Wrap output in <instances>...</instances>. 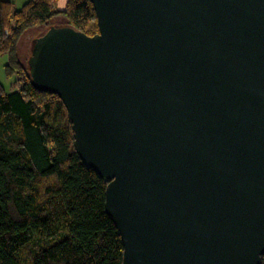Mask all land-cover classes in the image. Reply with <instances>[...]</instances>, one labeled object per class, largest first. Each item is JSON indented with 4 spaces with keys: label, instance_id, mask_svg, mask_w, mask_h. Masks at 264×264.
I'll return each mask as SVG.
<instances>
[{
    "label": "water",
    "instance_id": "1",
    "mask_svg": "<svg viewBox=\"0 0 264 264\" xmlns=\"http://www.w3.org/2000/svg\"><path fill=\"white\" fill-rule=\"evenodd\" d=\"M88 2L97 30L50 24L26 68L106 183L121 264H260L264 0Z\"/></svg>",
    "mask_w": 264,
    "mask_h": 264
},
{
    "label": "trees",
    "instance_id": "2",
    "mask_svg": "<svg viewBox=\"0 0 264 264\" xmlns=\"http://www.w3.org/2000/svg\"><path fill=\"white\" fill-rule=\"evenodd\" d=\"M54 2L15 8L0 0V54L5 74H14L13 89L0 85V264H121V238L104 209L106 183L75 152L60 98L34 88L27 56L24 64L18 58L22 34L54 17L85 31L88 0H65L63 9Z\"/></svg>",
    "mask_w": 264,
    "mask_h": 264
},
{
    "label": "rangeland",
    "instance_id": "3",
    "mask_svg": "<svg viewBox=\"0 0 264 264\" xmlns=\"http://www.w3.org/2000/svg\"><path fill=\"white\" fill-rule=\"evenodd\" d=\"M12 1L15 8H20L23 6L24 3H26L29 0H10ZM65 0H55L54 5L56 9H63ZM82 23H84V29L87 33H93L97 30L96 26V18L92 9V6L90 3H88V6L86 8V11L82 15ZM67 21L63 17H54L51 19V23H61ZM41 29L39 27L29 29L25 31L20 39V41L17 44V51H18V58L22 61L21 63H25V58L29 52V46L30 41L38 32H40ZM7 62V56L2 53L0 54V85L5 91H10L13 89L12 82L14 80V74L13 75H6L4 71L5 63ZM20 83V82H19ZM19 83L15 84V86H18Z\"/></svg>",
    "mask_w": 264,
    "mask_h": 264
},
{
    "label": "bare ground",
    "instance_id": "4",
    "mask_svg": "<svg viewBox=\"0 0 264 264\" xmlns=\"http://www.w3.org/2000/svg\"><path fill=\"white\" fill-rule=\"evenodd\" d=\"M40 29V28H39ZM23 35V34H22ZM34 36V35H33ZM22 37V36H21ZM21 37H20V39H21Z\"/></svg>",
    "mask_w": 264,
    "mask_h": 264
},
{
    "label": "crops",
    "instance_id": "5",
    "mask_svg": "<svg viewBox=\"0 0 264 264\" xmlns=\"http://www.w3.org/2000/svg\"><path fill=\"white\" fill-rule=\"evenodd\" d=\"M20 41V40H19Z\"/></svg>",
    "mask_w": 264,
    "mask_h": 264
}]
</instances>
